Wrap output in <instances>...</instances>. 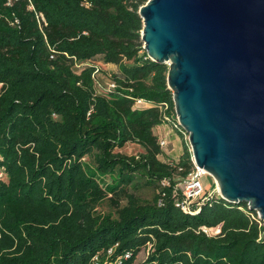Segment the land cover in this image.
Here are the masks:
<instances>
[{"label":"trees","instance_id":"trees-1","mask_svg":"<svg viewBox=\"0 0 264 264\" xmlns=\"http://www.w3.org/2000/svg\"><path fill=\"white\" fill-rule=\"evenodd\" d=\"M147 1L0 0V264H134L149 245L140 264H264V221L248 202L176 203L173 183L195 165L189 145L175 160L155 132L163 103L176 108L169 65L143 47ZM98 56L119 67L113 89L97 90ZM127 143L144 151L116 150ZM140 182L151 199L131 189ZM106 200L113 210L98 211Z\"/></svg>","mask_w":264,"mask_h":264},{"label":"water","instance_id":"water-1","mask_svg":"<svg viewBox=\"0 0 264 264\" xmlns=\"http://www.w3.org/2000/svg\"><path fill=\"white\" fill-rule=\"evenodd\" d=\"M139 12L197 166L264 221V0H148Z\"/></svg>","mask_w":264,"mask_h":264},{"label":"built area","instance_id":"built-area-1","mask_svg":"<svg viewBox=\"0 0 264 264\" xmlns=\"http://www.w3.org/2000/svg\"><path fill=\"white\" fill-rule=\"evenodd\" d=\"M14 2L15 0H7L6 4L12 5ZM29 8L32 10L35 9L32 2L30 3ZM36 18H37L40 28L43 29V26L47 24L44 13L36 12ZM15 22L19 23V19L16 18ZM15 22H12V23H15ZM96 65H97V71H99L100 66L98 63H96ZM95 79L97 80L98 76H95ZM116 85H117L116 82L111 80L110 85L107 89L108 90L113 89L116 87ZM3 87H4V83L0 82V95L3 91ZM150 106H153V103L143 98H138L135 103L136 108H146ZM168 108H169V105L167 102L163 103V105L161 106L162 124L158 128L169 127L170 131H177L178 133L182 134L183 138L187 140V143L189 144L190 149H191V145L189 141V133L186 131V129L181 124L178 114L176 112V109H175V112H168ZM168 143L169 142L165 136L164 137L160 136V145L162 148L166 149ZM0 159H1V156H0ZM193 162H194L195 168L189 174V176L184 179L175 181L173 185H174V194H175L177 205L180 206L186 212L197 213L199 212L201 207L206 202L210 201L213 197H217V196H220L222 198L224 197L222 196L220 189L217 191L208 189V186H207L208 183L204 184L202 181V178L204 176H207L209 173L205 169L197 166L194 158H193ZM3 179H5V170L2 167H0V181ZM108 179L110 180L109 177ZM170 181H171L170 179H166L163 181V183L168 184L170 183ZM199 231L204 232L205 234L209 236L218 235L221 233V225H218L216 227L201 226ZM129 256H130V253L126 254L125 257L127 258Z\"/></svg>","mask_w":264,"mask_h":264},{"label":"rangeland","instance_id":"rangeland-1","mask_svg":"<svg viewBox=\"0 0 264 264\" xmlns=\"http://www.w3.org/2000/svg\"><path fill=\"white\" fill-rule=\"evenodd\" d=\"M95 62H97L100 66L101 71L98 72V79L96 80V86L98 91L106 90L110 85V74L113 73V68L108 67L104 64L102 57L98 56L94 58ZM156 134L161 137H166L168 140V145L166 147L167 154L178 160L180 155L183 153V148L187 143V140L183 138V136L177 131H170L169 127L156 128ZM117 151L124 152L128 155H136L144 151V148L136 143H127L123 148H117ZM204 184L208 183V189L210 190H219V186L215 181L214 177L211 174L204 176L202 178ZM133 191H136L137 194L143 199L148 200L151 199L155 193V189L151 186H147L144 183L140 182L137 188H131ZM124 203V201H122ZM98 211L107 213L113 210L112 204L110 200L103 201L98 207ZM152 245L149 246L148 249H142L137 258L134 261V264H140L144 261L151 249Z\"/></svg>","mask_w":264,"mask_h":264},{"label":"crops","instance_id":"crops-1","mask_svg":"<svg viewBox=\"0 0 264 264\" xmlns=\"http://www.w3.org/2000/svg\"><path fill=\"white\" fill-rule=\"evenodd\" d=\"M103 62H104V61H103ZM104 64L107 65V66L110 67V68H113V69H114V70H113V73H117V72H119V67H118L117 64H115V63H106V62H104Z\"/></svg>","mask_w":264,"mask_h":264}]
</instances>
